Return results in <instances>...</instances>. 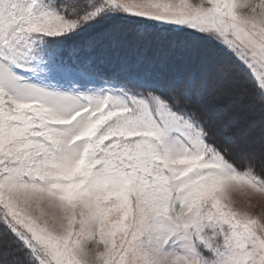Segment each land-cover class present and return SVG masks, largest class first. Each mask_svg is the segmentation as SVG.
<instances>
[{
    "label": "snow or ice",
    "instance_id": "snow-or-ice-1",
    "mask_svg": "<svg viewBox=\"0 0 264 264\" xmlns=\"http://www.w3.org/2000/svg\"><path fill=\"white\" fill-rule=\"evenodd\" d=\"M0 264H264V0H0Z\"/></svg>",
    "mask_w": 264,
    "mask_h": 264
},
{
    "label": "rangeland",
    "instance_id": "rangeland-1",
    "mask_svg": "<svg viewBox=\"0 0 264 264\" xmlns=\"http://www.w3.org/2000/svg\"><path fill=\"white\" fill-rule=\"evenodd\" d=\"M216 60H217V62H219V64H220L221 66L227 67V63H226L224 60L217 59V57H216Z\"/></svg>",
    "mask_w": 264,
    "mask_h": 264
},
{
    "label": "trees",
    "instance_id": "trees-1",
    "mask_svg": "<svg viewBox=\"0 0 264 264\" xmlns=\"http://www.w3.org/2000/svg\"><path fill=\"white\" fill-rule=\"evenodd\" d=\"M216 57H217V59H221V60H224L225 61V59L222 57V56H220V55H216ZM226 62V61H225ZM219 63V62H218Z\"/></svg>",
    "mask_w": 264,
    "mask_h": 264
}]
</instances>
